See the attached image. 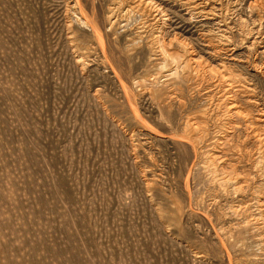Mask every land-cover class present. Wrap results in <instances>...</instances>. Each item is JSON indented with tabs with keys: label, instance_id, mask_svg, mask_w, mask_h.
I'll return each instance as SVG.
<instances>
[{
	"label": "rangeland",
	"instance_id": "374dc122",
	"mask_svg": "<svg viewBox=\"0 0 264 264\" xmlns=\"http://www.w3.org/2000/svg\"><path fill=\"white\" fill-rule=\"evenodd\" d=\"M148 2L0 0V264H264V0Z\"/></svg>",
	"mask_w": 264,
	"mask_h": 264
},
{
	"label": "bare ground",
	"instance_id": "6f19581e",
	"mask_svg": "<svg viewBox=\"0 0 264 264\" xmlns=\"http://www.w3.org/2000/svg\"><path fill=\"white\" fill-rule=\"evenodd\" d=\"M70 1H76V4H77V1H79V0H70ZM124 1V0H123ZM134 1V5H138V6H143L145 9H147L151 4H150V2H148V1H154V0H133ZM155 1H163V0H155ZM201 1H203V0H201ZM208 1H212V0H208ZM253 1H255V0H253ZM193 4V6H194V10H196V11H200V12H202L200 15H199V17H207V16H210L211 15V13H212V10H215V11H218V8H210V9H208V8H205V7H202L201 6V4L200 3H198V4H194V3H192ZM207 7H209V6H211V3H209V2H207L206 4H205ZM232 6V5H231ZM234 7V6H233ZM116 8H121V5L120 6H117ZM206 9H208L207 11H206ZM206 11V12H205ZM223 27V26H222ZM222 27L220 26V30L222 29ZM257 38V37H256ZM256 38H255V36L253 37L252 36V38L250 39L251 41H253V45L255 46V42H256ZM261 41V40H260ZM234 44V43H233ZM188 51V50H187ZM187 54V53H186ZM190 54L188 53V56H189ZM190 57V56H189ZM191 60V59H190ZM189 60V61H190ZM256 66V65H255ZM223 77V76H222ZM228 81H230L229 79H226L225 78V82L227 83ZM230 87L232 86V85H229ZM229 90L230 89H228L227 91V93H230L229 92ZM228 112L229 113H232V115L234 114V115H238V113H240L239 112V110H237V108L234 106V105H231V106H229L228 107ZM263 122H264V120H263ZM191 127V126H190ZM263 139V138H262ZM260 141V140H259ZM262 144H264L263 142L261 143V145ZM247 227H248V225H246Z\"/></svg>",
	"mask_w": 264,
	"mask_h": 264
}]
</instances>
